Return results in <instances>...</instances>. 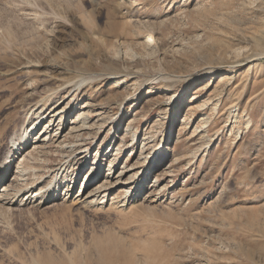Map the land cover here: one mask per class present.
I'll use <instances>...</instances> for the list:
<instances>
[{"label":"rangeland","instance_id":"374dc122","mask_svg":"<svg viewBox=\"0 0 264 264\" xmlns=\"http://www.w3.org/2000/svg\"><path fill=\"white\" fill-rule=\"evenodd\" d=\"M63 83L77 95L66 118L85 109L92 128L61 126L27 158L35 186L0 206V264H264V0H0V156L37 104L65 105ZM130 117L137 136L121 141ZM77 141L90 162L121 143L112 173L130 156L149 181L175 161L169 186L77 202L108 168L85 185L91 163L56 169Z\"/></svg>","mask_w":264,"mask_h":264},{"label":"bare ground","instance_id":"6f19581e","mask_svg":"<svg viewBox=\"0 0 264 264\" xmlns=\"http://www.w3.org/2000/svg\"><path fill=\"white\" fill-rule=\"evenodd\" d=\"M80 70L81 69H79L78 72L82 73ZM76 73H77V71H76ZM80 73H79V75H81ZM63 85H64V87H63L64 89H67V88L69 89L64 96L65 97L64 99H66V101H67L64 106L57 109V107L60 106V104H58V102L61 99L56 100V102L52 103L51 106L49 108H46V109H45V104L42 105L40 108H38L39 104H37L35 109L33 108L34 109V112H33V115H34L33 118L34 119L30 121L31 123H29V126L28 127L25 126L26 121L21 122L17 126V128L13 130L12 133L10 132L11 135L10 134H9L10 136L8 135L9 136V139H8L9 144L6 147L3 155L0 156V172L3 170L7 171L11 167V165H14V163H15V165H14V168H11V174L9 175L8 180L0 185V206H5V207L14 206L18 202L19 196L21 194L26 193L27 190H29L33 186H35L32 184L33 186L32 185H29V186L25 185V187H22V186H24V183L27 179V176L24 173H22L25 171L23 168L24 164H25L27 158H30L33 153L40 152L41 149H43L42 146L43 145L45 146V144L47 142H49L53 137L55 138V139H53L55 142V140L57 141L58 138H60L62 135H63L62 137H65L67 135V134L65 135L61 131H59L61 126H64V127H66V129L69 130L67 132V133H69L68 136L70 134H73L75 136L80 135L81 133H83L84 130L92 128V124H89V122L86 121V119H88V118L90 119V117H92V115L90 116V112L85 111V109H82V110L78 111L76 114H73L72 118L68 121V118H66V115H69L70 111L73 109V104H75V102H76L77 95L75 94V92L68 95V93L71 92V90H72V88H71L72 86L69 84H66V83H63ZM116 86H118V84L114 85V87H116ZM61 103H63V102H61ZM65 112H68V113L65 114ZM85 115H87V116H85ZM43 119H46L44 121V123L38 125L39 122H41ZM134 121H135V119L130 117V119L127 122V127L125 128L126 134L124 132L123 134L117 136V137L121 138V141H122L123 137L125 135H127V133H132V132L134 133L135 132L133 140L136 138L138 130H137V128L134 129V127L132 126V123ZM112 123L115 124V121H113ZM51 125L52 126L57 125V129L55 131H53V129L51 128ZM50 128H51V130L49 131ZM111 129L112 128L110 127L109 132ZM51 131H53V132H51ZM149 138H150L149 136L143 138V143H142L141 150H140L141 155H139V157H144V156H142V150L144 148H145V153H147L148 148H150L148 142H146L147 139H149ZM81 139H82V137H81ZM60 141H59V143H61ZM106 141H107V138L103 142V145ZM109 143H110V141L107 143V145ZM121 145H122L121 143L117 144V146H115V150H113V153H111V151H110V155L107 157L106 160H104V158H105V155L107 154V152L103 153L102 155H99V152L97 151L96 155H94L95 158L93 159L92 162H90V154L92 152H91V150H89V147H91V146H88L83 141H81V142L77 141L75 143L73 142L70 145L64 144V147L68 148L69 154H66L63 156V158L61 160L62 163L56 169H58L61 165H64V163L68 162V160H70L72 158L74 160L78 161V166L79 167L81 166V169H83L86 165L91 163V166L89 167V169L87 170V172L84 175V179L82 181V184L90 183V181L96 180L98 178L99 173L101 171H102V173L104 172V170H105L104 166H106V165L108 166V168L105 171V176H104L105 178L101 177L99 180H97V184H98L97 187L93 186L91 189H88L85 192L80 191L76 195H72L73 198L76 197V199H78V201L75 199L77 202H79V200H86V199H90V200L92 199L91 200L92 202L94 200L99 199L100 202H98V203L108 202V199L111 198L110 197L111 191L114 190L117 185L122 186V187H119L118 191H125L126 197H128V201H132V200L134 201L135 198L137 197V194L139 193V190H141V189L144 190V188H145L143 195L146 198L148 196L149 197L153 196L155 194L153 192L156 191L157 189H160V191H161L162 189L167 188L169 186L168 183H165L166 177H167V173H169L168 170L171 169L172 166H174L173 164L176 163L175 161H172L171 163L169 162L166 167L165 166L160 167L155 172V174L152 176L151 181H149L148 180L149 175L145 174L146 173L145 171L147 170L145 168L149 167V166L145 165L146 162H145L144 166L142 167V169H140V170L137 169V171H136L135 169L137 168V166H134L133 164H131L129 167L127 166L130 162V159H129L130 156L125 159L124 165H121L120 168H122V169L120 170V173L127 171L129 169H132L135 171L127 173L128 177L124 180L123 183H121L120 182V175L121 174L120 173L116 174V172L112 173V168L116 166L117 160H118V156L113 157V155L118 154V153H122ZM57 146L59 148H64L63 145L57 144ZM66 168H68V167H66ZM66 168H65V170H66ZM60 169H62V168H60ZM77 170L74 172V174L77 172ZM62 176H65V175H62ZM0 179H2V177ZM75 181H76V178L74 175V177L71 180V184H69V187L70 186L72 187V185L74 184ZM146 185H147V187L149 186L147 190H146ZM17 186H18V188H19V186H21L20 190L12 193V190L14 188H16ZM31 192H33V191H31ZM28 193H29V191H28ZM10 194H11V196H10L11 198L7 199V195H10ZM51 194L45 195L42 198V201L49 199V197H53L49 201L55 199L54 198L55 196H51ZM37 195H38V192L31 193L29 195L25 194V199L29 200L32 197L33 198L37 197ZM72 196H69L68 199H72ZM154 197H156V196H154ZM110 201L111 200H109V202Z\"/></svg>","mask_w":264,"mask_h":264}]
</instances>
